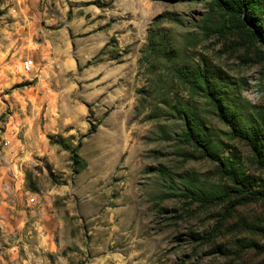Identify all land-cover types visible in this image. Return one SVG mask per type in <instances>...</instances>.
Instances as JSON below:
<instances>
[{
    "label": "rangeland",
    "instance_id": "374dc122",
    "mask_svg": "<svg viewBox=\"0 0 264 264\" xmlns=\"http://www.w3.org/2000/svg\"><path fill=\"white\" fill-rule=\"evenodd\" d=\"M253 29L213 0H0V264H264V196L226 194L264 192Z\"/></svg>",
    "mask_w": 264,
    "mask_h": 264
},
{
    "label": "trees",
    "instance_id": "16d2710c",
    "mask_svg": "<svg viewBox=\"0 0 264 264\" xmlns=\"http://www.w3.org/2000/svg\"><path fill=\"white\" fill-rule=\"evenodd\" d=\"M214 3L222 6L226 10L230 11L233 14H237L238 16H241L247 20L251 26L255 27V29L252 30V34L255 38L264 40V0H213ZM149 41L151 44H154V35L149 38ZM87 63H90V60L87 61ZM196 77L198 79L204 80V88L207 91V94L211 97V99L215 102V104L222 110L223 108L227 107L226 104L223 103L222 99V92L217 87V84L212 82L208 79L205 73H202L201 70H197ZM223 107V108H222ZM222 112V111H221ZM230 110H224L223 116L230 121L231 127L233 129H237V120L233 117V115L230 114ZM192 120V119H191ZM188 120V131H187V137L189 139H192L197 145H199L204 152L210 156L213 159L219 160L218 156H215L213 154L212 150H210L209 146L202 141L198 136L195 135L193 131L192 121ZM240 129V127H239ZM242 131V130H240ZM240 133V132H239ZM244 135H247V129L245 131H242ZM72 160L74 165H79V162L81 161V165H84L86 162L84 159H82L77 152L73 150L72 152ZM82 167V166H81ZM229 175L231 176L232 180L237 183V185H240L238 189L232 187L229 189V191L226 192L228 195L231 191H248V193L252 194L255 197L264 196V192L262 190H248V186L241 181L238 176L232 171H227ZM233 203H230L228 206V209L232 208Z\"/></svg>",
    "mask_w": 264,
    "mask_h": 264
},
{
    "label": "built area",
    "instance_id": "2783aa9c",
    "mask_svg": "<svg viewBox=\"0 0 264 264\" xmlns=\"http://www.w3.org/2000/svg\"><path fill=\"white\" fill-rule=\"evenodd\" d=\"M33 65V61L31 58H25L21 63V68L23 70H29Z\"/></svg>",
    "mask_w": 264,
    "mask_h": 264
}]
</instances>
